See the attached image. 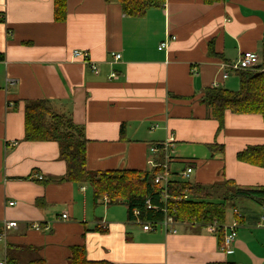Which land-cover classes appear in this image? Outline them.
Listing matches in <instances>:
<instances>
[{
  "label": "crops",
  "instance_id": "1",
  "mask_svg": "<svg viewBox=\"0 0 264 264\" xmlns=\"http://www.w3.org/2000/svg\"><path fill=\"white\" fill-rule=\"evenodd\" d=\"M66 8L60 21L54 0H0V260L66 264L72 247L84 245L90 259L113 264H264V199L230 206L226 225L237 223V236L227 251L195 223L145 231L125 204L54 180L67 170L58 142L24 138L25 102L50 99L84 128L90 170L162 165L166 153L151 147L173 137L171 180L264 189V165L238 158L264 146L262 115L227 110L219 128L204 101L215 83L239 90L238 73H223L243 52L264 60V0H165L142 16L125 14L116 0H67ZM6 221L18 226L5 231Z\"/></svg>",
  "mask_w": 264,
  "mask_h": 264
},
{
  "label": "trees",
  "instance_id": "2",
  "mask_svg": "<svg viewBox=\"0 0 264 264\" xmlns=\"http://www.w3.org/2000/svg\"><path fill=\"white\" fill-rule=\"evenodd\" d=\"M110 1V0H108ZM127 15L142 16L151 7L162 6L165 0H116ZM221 0H205L215 3ZM67 0H54L56 20L64 21L67 16ZM210 52L215 55L210 44ZM3 56L0 53V59ZM239 90H230L221 86L207 88L204 101L210 106L212 116L223 127L227 110L234 113H256L264 118V60L254 69L238 71ZM25 140L56 141L60 146V156L66 161V173L54 179L58 182L71 181L91 186L95 199L107 198V203L125 204L130 218L133 211L139 209L141 217L157 220L164 216L163 207H167L179 222L195 223L208 227L217 223L216 234L224 246L225 225L230 206L239 198L264 199V189L241 187L233 180L203 185L190 181H169L167 187L155 182L156 175L163 170L157 165L150 169H122L94 171L87 166V142L84 128L77 125L72 115L61 112L50 99L40 98L25 102ZM159 151L162 145L157 144ZM238 158L252 164L264 165V146H250L238 153ZM165 193L168 198L165 199ZM150 200L152 208H148ZM38 199V204H41ZM8 264H48L43 257L22 262L8 255ZM66 264H113L108 260H92L88 257L84 245L72 247V255ZM208 264H236L235 262H212Z\"/></svg>",
  "mask_w": 264,
  "mask_h": 264
},
{
  "label": "built area",
  "instance_id": "3",
  "mask_svg": "<svg viewBox=\"0 0 264 264\" xmlns=\"http://www.w3.org/2000/svg\"><path fill=\"white\" fill-rule=\"evenodd\" d=\"M164 46H166V43H162L160 45V49H162ZM74 56L75 57H80L82 54H84L86 56V53H82V51L80 50H74ZM114 60H119L121 58V54L120 53H112ZM91 64V69L92 71L98 73V67L95 63H90ZM261 64V59H260V55L254 51H246L243 52L240 57L238 58V60L234 63H228L225 65L226 70L223 73V78H228L229 75L233 72H238V71H243V70H250V69H254L257 65ZM118 74L116 72H112L111 73V77L115 78L117 77ZM214 86H219L218 83H215ZM174 141V138L171 137L169 140H166L162 143H160L162 145V151H164L166 153L165 156V162L162 164L163 170L161 172H159L156 177H155V182L162 184L164 188L167 187L168 182L171 180V172L168 169V162L171 160V156L168 155V151L170 146H172ZM160 149L158 148V146L154 145L151 147V151L156 153L158 152ZM150 164L152 167H155L159 164H157L154 159L150 160ZM161 165V164H160ZM193 171V168L189 167L186 170H184L182 172V178L183 179H187L189 178V176L191 175ZM40 179L42 178L41 176H38ZM165 199L168 198V195L165 193L164 196ZM148 203V208H152V204L150 202V200L147 201ZM11 205L15 204L14 201L10 202ZM163 212H164V216L161 219H157V220H146L143 219L141 217V211L139 209H135L133 211L134 213V218L137 222H139L143 229L145 231H151L154 229H162L163 231H165L166 233H176L177 232V224L180 223L175 216L169 211V209L167 207H163ZM63 218H68V214L64 213L62 214ZM18 226L17 221H6L5 225H4V229L5 231H7L8 229L11 228H15ZM33 227L37 228V229H41V225L40 224H34ZM225 237H224V246L223 248L227 251L228 249H230V247L233 245L236 236H237V223H234L232 225H225ZM208 228L213 232L216 233L217 232V228H218V224L214 223L208 226ZM4 237V233H2V235L0 236V238ZM0 264H8L7 260H0Z\"/></svg>",
  "mask_w": 264,
  "mask_h": 264
},
{
  "label": "bare ground",
  "instance_id": "4",
  "mask_svg": "<svg viewBox=\"0 0 264 264\" xmlns=\"http://www.w3.org/2000/svg\"><path fill=\"white\" fill-rule=\"evenodd\" d=\"M162 167V166H161Z\"/></svg>",
  "mask_w": 264,
  "mask_h": 264
}]
</instances>
